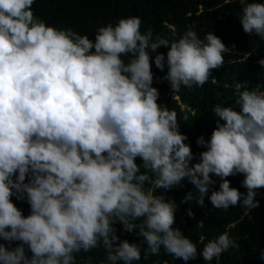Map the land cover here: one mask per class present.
I'll use <instances>...</instances> for the list:
<instances>
[{"label": "clouds", "instance_id": "1", "mask_svg": "<svg viewBox=\"0 0 264 264\" xmlns=\"http://www.w3.org/2000/svg\"><path fill=\"white\" fill-rule=\"evenodd\" d=\"M33 4L0 0V239L8 244L0 243V264H77L76 254L98 247L106 253L100 264H137L142 250L147 260L162 249L187 264L237 247L224 232L206 243L201 237L198 250L173 226L176 201L158 189L187 179L198 205L205 197L216 209L239 203L244 215L258 207L264 88L240 82L233 104L214 106L216 126L208 139L197 138L205 150L193 163L177 113L158 102L152 64L167 66L175 94L201 87L224 64L221 38L191 28L179 39L154 38L131 16L99 26L92 39L47 24ZM240 4L243 31L264 39V2ZM236 174L246 194L230 186L227 177ZM13 197L29 205L28 215ZM191 199L192 191L184 200ZM118 222L139 242L121 239Z\"/></svg>", "mask_w": 264, "mask_h": 264}, {"label": "trees", "instance_id": "2", "mask_svg": "<svg viewBox=\"0 0 264 264\" xmlns=\"http://www.w3.org/2000/svg\"><path fill=\"white\" fill-rule=\"evenodd\" d=\"M32 10L49 25L72 28L92 39L99 26L115 24L120 18L131 16L139 17L142 21L141 31L150 29L154 38L179 39L189 28L195 30L201 38L211 31L221 38L228 48L224 54V64L214 69L209 80L201 87H182L175 94L169 82L164 79L167 66L162 72L152 64L153 86L160 93L158 102L177 113L180 131L187 136L186 143L191 145L194 153L193 163L197 162L199 153L205 150L197 145V138L204 136L208 139L216 126L212 113L214 106L233 104L240 82L248 87L264 88V66L259 64V60L264 58V39L243 31L239 20L242 15L240 0H34ZM158 51L166 54L167 49L162 46ZM152 55L154 58L155 54ZM140 162L137 158V163ZM213 179L216 183L212 189L218 190L220 178L213 176ZM227 179L230 186L246 194L247 189L241 184L243 174L232 175ZM190 191L193 199L184 200ZM158 192L163 193L166 199L176 201L173 226L181 228L197 244L198 250L204 246L200 242L201 237L205 238L206 243L224 232L236 242L237 247L230 248L211 262H205L201 256H197L187 261V264H264V259H261V253L264 252V188L257 189L255 199L259 201V206L251 209L247 215H244L239 203L227 210L216 209L205 197L204 206L198 205V193L187 179L169 190L158 189ZM12 199L24 215L29 214L30 208L25 201H18L15 197ZM189 210L191 216L188 215ZM115 227L121 239L139 242L140 238L135 232L123 231L119 222ZM0 243L8 246L3 239H0ZM16 243L19 242L11 246L14 247ZM89 258L92 264H100L106 259V253L98 247L88 253L76 254L77 264H89ZM165 262L185 264L183 260L164 253L163 249L159 256L152 255L147 260L143 259L142 250V259L137 264Z\"/></svg>", "mask_w": 264, "mask_h": 264}]
</instances>
